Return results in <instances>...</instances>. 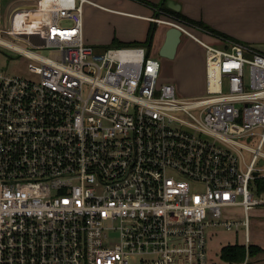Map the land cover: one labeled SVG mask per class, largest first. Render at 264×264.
Returning a JSON list of instances; mask_svg holds the SVG:
<instances>
[{"label": "built area", "instance_id": "1", "mask_svg": "<svg viewBox=\"0 0 264 264\" xmlns=\"http://www.w3.org/2000/svg\"><path fill=\"white\" fill-rule=\"evenodd\" d=\"M87 2L38 0L47 56L0 38L35 63L0 72V264H206L211 230L243 235L245 264L264 207V52L150 19L203 49L205 96L179 99L144 47L85 44Z\"/></svg>", "mask_w": 264, "mask_h": 264}, {"label": "crops", "instance_id": "2", "mask_svg": "<svg viewBox=\"0 0 264 264\" xmlns=\"http://www.w3.org/2000/svg\"><path fill=\"white\" fill-rule=\"evenodd\" d=\"M166 1L167 9L170 6L177 7V12L181 16L202 22L234 42L253 48H257L255 45L264 44V0ZM161 2V0H88L83 6L82 14L84 42L99 48L111 45L114 41L118 43L145 42L152 26L150 19L159 11L157 5ZM170 2H172L171 5ZM38 12V0H0V33L13 41L32 43L38 28ZM166 29L165 26H155L152 41L145 48L155 49L158 52L165 39ZM204 38L214 46H223V43L214 36H204ZM176 50L174 58L184 59L186 61L184 67L193 73L194 68L191 65L189 51L185 50V47L181 50L176 48ZM203 55L201 50L199 60L202 77L200 79L205 82ZM215 235L209 239V243ZM235 237L237 236L234 235L231 243L227 241L226 245L236 244Z\"/></svg>", "mask_w": 264, "mask_h": 264}, {"label": "rangeland", "instance_id": "3", "mask_svg": "<svg viewBox=\"0 0 264 264\" xmlns=\"http://www.w3.org/2000/svg\"><path fill=\"white\" fill-rule=\"evenodd\" d=\"M161 13V14H158ZM157 14H155L151 19L154 18H160L164 20H173L175 23L179 24L184 28L186 31L188 30L189 33L194 35L196 39H199L201 42H206L209 45L214 46L213 44H210L208 41H206V38L203 39L204 36H212L210 33H207L206 31H202L200 29H196L190 25H184L183 22H180L176 19H173V17H169L166 14L158 11ZM164 15L167 17L165 18ZM198 22V21H197ZM155 26H164V25H157L153 24ZM208 26V25H207ZM166 27V26H165ZM213 37V36H212ZM0 38L2 40H6L8 42H13L21 48L25 49H31V50H38L39 54H42L44 56H47V51L45 49H42L39 45H36V41L33 43H27V42H19V41H13L12 39L8 38L7 36H4L0 33ZM220 40V39H219ZM224 39H221L220 42L223 44L225 43ZM233 42V41H232ZM212 43V42H211ZM221 43V44H222ZM86 44V43H85ZM89 44V43H88ZM91 45V44H89ZM93 46V45H91ZM257 48H259L260 51L264 52V44H260L259 46L255 45ZM96 51H100L106 48L105 47H96L93 46ZM185 47V50L189 51V56L191 57V65L193 66V73L190 71H187L186 67V61L182 58L179 59H165L158 55V52L155 49H147L144 47L145 51L149 53V56L152 58H156L159 61L160 64V75H159V82L160 83H170L174 84L176 87V95L179 99L183 100H189L193 98H200L205 96L206 93V83L203 79H200L202 77V70L200 66V55L201 50L203 52V49L200 48V46L192 40L188 35H183L181 37L180 44L178 45L177 49L181 50ZM217 47V46H215ZM219 49L223 48L217 47ZM253 48V47H252ZM256 48V49H257ZM181 53V52H180ZM179 53V54H180ZM178 54V55H179ZM204 56V55H203ZM202 56V57H203ZM179 57V56H178ZM32 64L35 65V63L31 60H28L25 56L19 55L11 50H9L7 47H3L0 45V72L2 73H9V74H16L21 77H27L32 78V74L27 69V65ZM252 146H254V142L251 143ZM246 160L248 161L250 155H245ZM250 245L249 246H255V247H261L264 250V207H258L254 209L252 212H250ZM211 232H214L213 234L216 235L212 238L211 242L208 244L209 249V260L206 264H224L219 259V253L222 246H226V242L229 243L232 242V239L234 237V234L232 232H221L218 230H211ZM236 239V244L243 246V235L239 234ZM245 264H264V252L259 253L255 256H250L246 260Z\"/></svg>", "mask_w": 264, "mask_h": 264}, {"label": "trees", "instance_id": "4", "mask_svg": "<svg viewBox=\"0 0 264 264\" xmlns=\"http://www.w3.org/2000/svg\"><path fill=\"white\" fill-rule=\"evenodd\" d=\"M162 2L157 5L159 7V11L166 14L169 17H173V19H176L180 22H183L184 25H190L196 29H200L202 31H206L207 33H210L212 36L218 38V39H224V40H229L227 36L224 34H221L219 32H215L212 30L210 27H208L206 24L202 22H197L193 20H189L188 18L186 19L185 17L181 16L179 12L174 11V10H169L165 7V3L167 2L166 0H161ZM158 11L155 13L157 14ZM160 14V13H158ZM155 25H152L150 27V30L148 32L149 36L147 40L143 43H118L117 41H114L111 45L106 46V48L109 47H115V48H121V47H145L147 46L151 41H152V32L154 31ZM259 186V191L264 190V179L260 180L258 182ZM248 256H255L258 255L261 252H264V250L261 247H255V246H249L248 247ZM245 248L234 244V245H226L225 247H222L219 253V259L224 263V264H242L244 259H245Z\"/></svg>", "mask_w": 264, "mask_h": 264}, {"label": "water", "instance_id": "5", "mask_svg": "<svg viewBox=\"0 0 264 264\" xmlns=\"http://www.w3.org/2000/svg\"><path fill=\"white\" fill-rule=\"evenodd\" d=\"M172 2H170V5ZM172 9L174 11H178L177 7L170 6L169 9ZM165 39L163 41V44L158 49V55L165 59H173L176 54V48L180 43L182 33L175 27L170 26L167 27L165 30Z\"/></svg>", "mask_w": 264, "mask_h": 264}, {"label": "bare ground", "instance_id": "6", "mask_svg": "<svg viewBox=\"0 0 264 264\" xmlns=\"http://www.w3.org/2000/svg\"><path fill=\"white\" fill-rule=\"evenodd\" d=\"M0 42H3V41L0 39ZM3 43H5V42H3Z\"/></svg>", "mask_w": 264, "mask_h": 264}]
</instances>
